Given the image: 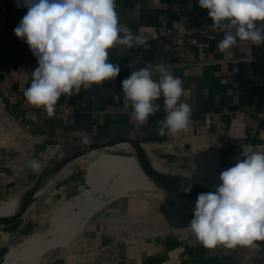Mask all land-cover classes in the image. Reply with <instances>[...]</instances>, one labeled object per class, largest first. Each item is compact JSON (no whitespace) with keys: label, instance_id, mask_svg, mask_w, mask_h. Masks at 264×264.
I'll return each instance as SVG.
<instances>
[{"label":"crops","instance_id":"1","mask_svg":"<svg viewBox=\"0 0 264 264\" xmlns=\"http://www.w3.org/2000/svg\"><path fill=\"white\" fill-rule=\"evenodd\" d=\"M116 5L120 22L134 34L146 36L147 44L131 49L114 46L109 59L120 64V75L82 88L79 94L62 95L57 111L49 116L6 100L16 88L9 72L36 57L13 31L27 9L18 7L17 0H0V104L19 133H0V203L23 196L40 173L57 164L52 163L57 148L81 145L84 135L89 144L135 141L153 161L168 167L198 159L219 175L243 158L242 150L264 151V46L238 42L231 50L219 52L223 34L212 27L208 10L198 0H116ZM149 62L167 65L173 76L183 80L180 102L192 108L187 133L157 134L156 121L165 116L163 98L157 101L161 110L139 128L131 106L125 107L120 81ZM33 159L41 163L38 172L29 167ZM78 163L76 159L64 166L19 218L0 226V259L46 213L79 192ZM155 194L144 196L160 198ZM146 202L140 194L110 202L66 246L46 252L41 264H264L261 250L207 249L188 228L172 226L128 235V225L158 219L151 214L157 206L148 207Z\"/></svg>","mask_w":264,"mask_h":264},{"label":"clouds","instance_id":"2","mask_svg":"<svg viewBox=\"0 0 264 264\" xmlns=\"http://www.w3.org/2000/svg\"><path fill=\"white\" fill-rule=\"evenodd\" d=\"M208 10L212 27L222 34L221 53L238 42L264 46V0H198ZM27 9L14 35L29 46L37 59L31 82L24 90L26 102L43 108L49 116L62 95L116 79L119 63L109 59L116 45L128 49L147 44V37L134 34L120 22L116 0H17ZM125 107L139 128L155 116L163 98L165 116L156 121L157 134L176 136L190 130V105L180 102L183 80L163 63H146L120 81ZM119 99V97H117ZM264 138V132L261 133ZM82 143H91L87 135ZM242 159L219 175L214 192L198 194L188 228L207 249L259 247L264 242V151L242 150ZM33 171L41 163L29 161ZM191 192V185L183 189Z\"/></svg>","mask_w":264,"mask_h":264},{"label":"bare ground","instance_id":"3","mask_svg":"<svg viewBox=\"0 0 264 264\" xmlns=\"http://www.w3.org/2000/svg\"><path fill=\"white\" fill-rule=\"evenodd\" d=\"M122 145H127L131 153L116 150L117 146ZM71 153L72 148H57L52 156L54 158L52 163L66 159ZM144 156L157 173L172 183L192 185L209 192H214L220 183L219 174L207 162L196 159L194 161L196 166L192 170L189 172L186 170L187 172L179 175L175 170L153 161L148 152L144 151ZM82 157L89 160L86 183L82 190L46 213L41 218L39 223L41 228L38 229L44 235L37 238H31V235L25 237L4 254L2 264H41L40 260L46 250L66 246L82 230L85 222L110 202L128 195L142 193L151 195L155 191L158 193L155 195H160L163 191L161 186L142 169L128 143L121 142L94 149L79 158ZM52 177L49 175L43 179L36 196L42 193ZM191 200L196 203L195 198L191 197ZM21 207V195L11 201L1 202L0 219L13 217ZM253 248L260 250L259 247Z\"/></svg>","mask_w":264,"mask_h":264},{"label":"rangeland","instance_id":"4","mask_svg":"<svg viewBox=\"0 0 264 264\" xmlns=\"http://www.w3.org/2000/svg\"><path fill=\"white\" fill-rule=\"evenodd\" d=\"M116 150L121 152V153H127V154L131 153L130 148L127 145L117 146ZM78 162L79 163H78L77 167H79L78 168L79 169V175L82 176L81 185L79 188V191H81L84 184L86 183V178H87V169L86 168H88L89 160L82 157V158L78 159ZM157 163L161 164L162 166L168 167L167 165H164L161 162H157ZM195 166H196L195 162H187V163L181 164L177 167L172 166L169 168L175 170L177 172V174L180 175V174H182V172H187L186 170H188V172H189ZM158 192H159V190H158ZM154 193L158 194L156 191ZM140 195L142 198L147 199L146 205L148 207H149V205L157 206V208L155 210H153V212L151 214L154 213L153 216L158 217V219L142 220V221H138L137 222L138 224L132 223V224L128 225V226H130V231H132L133 233L138 232L141 235H144L147 233V231L150 232L149 229L154 230V231L155 230L156 231L157 230L164 231V230L171 229L172 226H175V227L178 226L179 228H184V229L188 228V223L193 218V209L195 207V203L191 200V198L176 195V194L164 191V190L162 192H160V195H159L160 198L155 197V196L146 197L143 195V193ZM144 210H147V208H145ZM149 213H150V211H149ZM148 221H150V222H148ZM39 226H40L39 223H35L33 225V227L30 228L32 231L29 230L26 233V236H28L30 234L31 238H37V237L42 236V234L44 235V233H42L38 230L41 228V227L39 228ZM45 226L42 227V229L45 228ZM29 232H31V233H29ZM25 237H22V238H25ZM10 247H11V245H10ZM60 247H56V248H60ZM56 248H53V249H56ZM53 249L46 250L45 253L47 252V255H48L49 253L52 252L51 250H53ZM7 251H8V249H6L3 254H5ZM40 263H41V260H40Z\"/></svg>","mask_w":264,"mask_h":264},{"label":"water","instance_id":"5","mask_svg":"<svg viewBox=\"0 0 264 264\" xmlns=\"http://www.w3.org/2000/svg\"><path fill=\"white\" fill-rule=\"evenodd\" d=\"M125 142L128 143L133 151L135 152L138 161L142 167V169L149 175L151 176L160 186L164 191L180 195L183 197H188V198H195L197 199L198 194L201 193H206L209 191H206L204 189L195 187L191 185V192L185 193L184 188L188 187L189 185H182V184H177V183H172L166 179H164L159 173H157L147 162L145 156H144V150L141 147V145L135 141L127 140V139H115L112 141L104 142V143H95V144H81L77 145L75 147H72V153L70 154L69 157L66 159H63L59 161L54 167H49L46 170H44L42 173H40L36 179V181L33 183V185L26 191V193L22 196V207L18 211L16 215H14L11 218L8 219H0V226L8 225L12 222H14L17 218H19L29 207L30 201L32 198L35 196L40 183L43 181V179L46 176H54L56 173H58L64 166H66L68 163L73 162L74 160L78 159L79 157L83 156L89 151H92L94 149L98 148H104V147H109L113 146L117 143ZM256 244L259 245V249L264 253V242L257 241L255 242ZM3 257L0 259V264L3 262Z\"/></svg>","mask_w":264,"mask_h":264},{"label":"built area","instance_id":"6","mask_svg":"<svg viewBox=\"0 0 264 264\" xmlns=\"http://www.w3.org/2000/svg\"><path fill=\"white\" fill-rule=\"evenodd\" d=\"M37 67V59L33 58L25 63H22L12 69L9 72V76L13 83L15 84L16 88L14 92L10 93L8 96H6V100L9 103H16L18 102L20 107L23 109H38L43 110V108H36L34 106L29 105L25 97L23 95L24 90L27 87V84L30 80L31 72ZM57 111V106H55ZM16 123L6 112L5 108L0 104V133L6 134V135H16L19 134L17 131ZM128 235H135L138 233L128 232ZM133 239V237H132Z\"/></svg>","mask_w":264,"mask_h":264}]
</instances>
